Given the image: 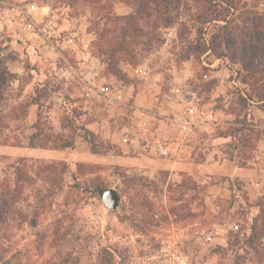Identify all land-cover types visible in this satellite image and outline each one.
Here are the masks:
<instances>
[{"label": "rangeland", "instance_id": "obj_1", "mask_svg": "<svg viewBox=\"0 0 264 264\" xmlns=\"http://www.w3.org/2000/svg\"><path fill=\"white\" fill-rule=\"evenodd\" d=\"M228 1L224 40L195 20L209 6L187 2L134 19L142 34L118 52L132 3L0 0V109L23 107L0 124V264H264V92L237 56L255 43L240 8L264 0ZM34 125L48 148L15 145ZM168 143L202 170L164 168Z\"/></svg>", "mask_w": 264, "mask_h": 264}, {"label": "trees", "instance_id": "obj_2", "mask_svg": "<svg viewBox=\"0 0 264 264\" xmlns=\"http://www.w3.org/2000/svg\"><path fill=\"white\" fill-rule=\"evenodd\" d=\"M122 2L125 3H132L134 10H135V16L134 15H130L127 17H124L125 23L122 25V27L120 28V30H122L120 32V38L118 39L117 43L112 47V49L114 51H118V52H123L125 51V47L124 45L126 44L127 41V36H128V32L131 30L132 32L135 33H139L142 34V31H140V27H138L135 22L134 19H136L138 17V20H143L144 16L148 17L149 16V12H152L157 21H160V14H165V13H169L170 11H180L183 10L185 8V6H187V2H198V1H203L204 4L208 7L209 9H207V12H198L195 16V20H197V22H199L201 25H206V24H212L214 27L217 28V32L218 34V39L224 40V36H222L221 38V33L222 30H224L228 24L227 21V17L229 12H231V10H233L234 14L238 9L234 7V5L230 4L228 0H120ZM215 2V3H214ZM216 4V5H213ZM204 10H206V8ZM210 8H212V12H210ZM242 16H245L246 21L248 22H252L251 25H253V29H252V33L249 35V39L251 42H254V44L251 45H243V52L238 53V61L240 62L241 66L243 67V69L249 73L250 75L255 76V78L253 79V84L254 85H258L260 86V92H264V71H262V64H259L258 62H255V56H257L258 58H261L264 56V45H261V38L262 36H259L260 33L264 32V11L261 10H253V11H246L245 6H243V8H240V11ZM251 16V17H250ZM135 17V18H134ZM220 22L223 23V25L219 24ZM242 30H246V28L243 26L241 27ZM240 28V29H241ZM258 28H262V30L260 31V33L253 31L255 29ZM257 36H259L257 38ZM256 38V39H255ZM214 41V40H213ZM215 43V41H214ZM241 45V44H240ZM220 44L217 45V43H215V45H209L208 49L210 50V52L218 59H222V60H226L225 59V55H223L220 51ZM228 62L230 63L231 61L228 60ZM260 70V72L258 71ZM264 70V69H263ZM258 74V76H257ZM36 94V92H35ZM2 95V89H0V96ZM2 97H0V102H2ZM36 100L34 97L31 100L32 104H36L37 101H33ZM257 101H262L264 99H262V96H258L256 97ZM16 108V109H15ZM22 106H17V107H13V109L11 108L10 110H8L6 113L0 109V124H3L5 122V120H15L17 119L20 114V112H22ZM22 114V113H21ZM34 128L35 132L30 133V135L26 136L27 139V143L24 145L23 143H21L20 141H18L17 138H15V142L17 146H27L30 148H34V147H43V148H48L45 147L46 145L43 142L39 141L42 139V131L36 127L35 125L32 127ZM83 135L82 138L84 141H86L90 147V150L92 153H96V146L94 144L93 141V132L89 131V130H85L83 129ZM73 145V143H56V145H53L52 149H66V148H71ZM192 158V157H191ZM194 163H197L196 161H193ZM240 167V166H239ZM104 189L101 188H96V191L99 193H102Z\"/></svg>", "mask_w": 264, "mask_h": 264}, {"label": "crops", "instance_id": "obj_3", "mask_svg": "<svg viewBox=\"0 0 264 264\" xmlns=\"http://www.w3.org/2000/svg\"><path fill=\"white\" fill-rule=\"evenodd\" d=\"M192 146L191 145H185V144H177V143H168L165 147V150L169 153H172L175 155L174 159H170L168 162L163 161L164 168H169L170 165L168 164H175V166L183 165L186 167L187 171L192 174L196 175L197 171L202 170V164L201 163H194L191 159L192 155ZM256 169H252L253 172H255ZM247 172L245 168L236 166L233 175H246Z\"/></svg>", "mask_w": 264, "mask_h": 264}, {"label": "water", "instance_id": "obj_4", "mask_svg": "<svg viewBox=\"0 0 264 264\" xmlns=\"http://www.w3.org/2000/svg\"><path fill=\"white\" fill-rule=\"evenodd\" d=\"M121 197L116 189L108 188L101 193V206L107 211H115L119 208Z\"/></svg>", "mask_w": 264, "mask_h": 264}, {"label": "built area", "instance_id": "obj_5", "mask_svg": "<svg viewBox=\"0 0 264 264\" xmlns=\"http://www.w3.org/2000/svg\"><path fill=\"white\" fill-rule=\"evenodd\" d=\"M159 154L160 155H166L167 151L165 150V148H162V149L159 150Z\"/></svg>", "mask_w": 264, "mask_h": 264}]
</instances>
